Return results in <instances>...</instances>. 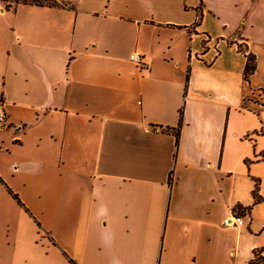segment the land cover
<instances>
[{
    "label": "crops",
    "instance_id": "0c3cea01",
    "mask_svg": "<svg viewBox=\"0 0 264 264\" xmlns=\"http://www.w3.org/2000/svg\"><path fill=\"white\" fill-rule=\"evenodd\" d=\"M49 1L0 2V264H249L264 0Z\"/></svg>",
    "mask_w": 264,
    "mask_h": 264
},
{
    "label": "trees",
    "instance_id": "16d2710c",
    "mask_svg": "<svg viewBox=\"0 0 264 264\" xmlns=\"http://www.w3.org/2000/svg\"><path fill=\"white\" fill-rule=\"evenodd\" d=\"M1 1V0H0ZM15 4L23 3V4H35L38 6L42 5H49V6H55L56 2L49 1V0H13ZM255 70V59L253 56L248 55L247 56V62L244 68V79L247 81L248 78L253 74ZM252 198L253 203L251 206L244 207L241 204H235L233 207L234 215L237 219H242L245 216H248L250 213V210L252 209V206L258 204L261 201V196L259 194V183L255 182L254 188L252 190ZM264 252V247L257 249L253 252V257L250 259L249 264H264V258L262 257V253Z\"/></svg>",
    "mask_w": 264,
    "mask_h": 264
},
{
    "label": "built area",
    "instance_id": "2783aa9c",
    "mask_svg": "<svg viewBox=\"0 0 264 264\" xmlns=\"http://www.w3.org/2000/svg\"><path fill=\"white\" fill-rule=\"evenodd\" d=\"M2 3V6L4 8H9L11 6L16 5L13 1L10 0H1L0 1ZM8 5L6 6L5 5ZM129 61L134 64L136 67H138L139 69H146V64L144 62V59L142 57V55L138 52H133L130 56H129ZM5 127V115L4 113L0 110V129ZM19 130V129H18ZM162 130V128L157 127V126H153V127H147L146 128V132H160ZM236 220H240L237 219L234 215V212L232 213L231 217L225 219L223 221L224 225H232L234 223V221Z\"/></svg>",
    "mask_w": 264,
    "mask_h": 264
},
{
    "label": "rangeland",
    "instance_id": "374dc122",
    "mask_svg": "<svg viewBox=\"0 0 264 264\" xmlns=\"http://www.w3.org/2000/svg\"><path fill=\"white\" fill-rule=\"evenodd\" d=\"M10 1H13V0H10ZM5 5H6V3H5ZM6 6H8V5H6ZM44 264H52V262L50 261V262H47V263H44ZM71 264H72V262H71Z\"/></svg>",
    "mask_w": 264,
    "mask_h": 264
}]
</instances>
